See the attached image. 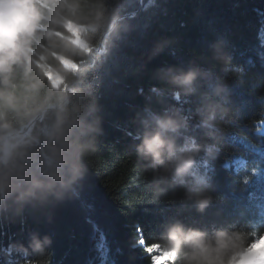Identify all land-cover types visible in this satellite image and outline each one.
<instances>
[{
    "label": "clouds",
    "instance_id": "clouds-1",
    "mask_svg": "<svg viewBox=\"0 0 264 264\" xmlns=\"http://www.w3.org/2000/svg\"><path fill=\"white\" fill-rule=\"evenodd\" d=\"M124 2L0 0V224L24 223L29 213L51 222V209L79 199L104 135L97 73L131 31ZM173 44L158 41L147 61ZM210 50L219 71L193 61L153 73L163 86L150 88L132 135L151 172L150 201L182 193L179 202L200 214L218 199L207 170L227 151L240 114L230 82L242 69L226 40ZM162 229L136 245L152 248V264H264V230L252 224L209 230L173 219ZM52 244L30 232L27 244L0 254L6 264H47Z\"/></svg>",
    "mask_w": 264,
    "mask_h": 264
},
{
    "label": "trees",
    "instance_id": "trees-1",
    "mask_svg": "<svg viewBox=\"0 0 264 264\" xmlns=\"http://www.w3.org/2000/svg\"><path fill=\"white\" fill-rule=\"evenodd\" d=\"M123 15L131 31L97 73L104 135L84 200L51 209V222L29 213L24 223L0 224V250L27 244L28 234L38 232L53 240L47 264H152L137 242L152 243L173 219L209 230L248 224L264 230V0H125ZM162 39L174 44L148 62ZM220 39L242 74L230 82L240 114L227 151L207 170L218 199L204 214L182 205V193L151 202L145 191L151 172L133 147L136 113L146 107L150 88L163 86L153 79L158 69L195 61L219 71L210 45ZM0 264H6L2 254Z\"/></svg>",
    "mask_w": 264,
    "mask_h": 264
},
{
    "label": "snow or ice",
    "instance_id": "snow-or-ice-1",
    "mask_svg": "<svg viewBox=\"0 0 264 264\" xmlns=\"http://www.w3.org/2000/svg\"><path fill=\"white\" fill-rule=\"evenodd\" d=\"M255 174V173H254ZM86 195V192L85 190L83 189L80 193V197H79V200L83 201L84 200V196ZM121 250L120 249H117V252H120ZM146 251L150 254H152L153 250L152 248H147ZM152 258V256H150ZM114 264V262H113Z\"/></svg>",
    "mask_w": 264,
    "mask_h": 264
},
{
    "label": "rangeland",
    "instance_id": "rangeland-1",
    "mask_svg": "<svg viewBox=\"0 0 264 264\" xmlns=\"http://www.w3.org/2000/svg\"><path fill=\"white\" fill-rule=\"evenodd\" d=\"M262 126H263V129H261V130H264V120H263V122H262Z\"/></svg>",
    "mask_w": 264,
    "mask_h": 264
}]
</instances>
